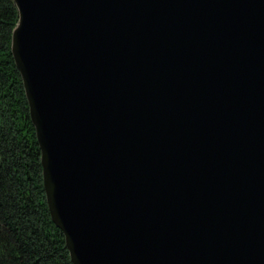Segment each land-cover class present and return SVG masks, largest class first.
<instances>
[{
  "label": "water",
  "instance_id": "95a60500",
  "mask_svg": "<svg viewBox=\"0 0 264 264\" xmlns=\"http://www.w3.org/2000/svg\"><path fill=\"white\" fill-rule=\"evenodd\" d=\"M12 1L72 263L264 264V0Z\"/></svg>",
  "mask_w": 264,
  "mask_h": 264
},
{
  "label": "trees",
  "instance_id": "16d2710c",
  "mask_svg": "<svg viewBox=\"0 0 264 264\" xmlns=\"http://www.w3.org/2000/svg\"><path fill=\"white\" fill-rule=\"evenodd\" d=\"M17 16L12 0H0V264H73L45 201L40 149L10 53Z\"/></svg>",
  "mask_w": 264,
  "mask_h": 264
}]
</instances>
